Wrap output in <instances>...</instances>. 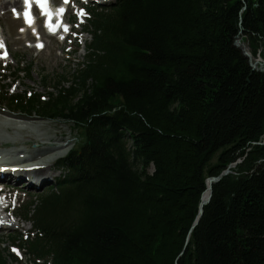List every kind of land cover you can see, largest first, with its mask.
<instances>
[{
  "label": "trees",
  "instance_id": "1",
  "mask_svg": "<svg viewBox=\"0 0 264 264\" xmlns=\"http://www.w3.org/2000/svg\"><path fill=\"white\" fill-rule=\"evenodd\" d=\"M87 15L70 79L0 91L8 112L83 137L49 190L18 203L20 248L36 264H264V70L234 45L264 60V0H110ZM242 156L192 228L206 179Z\"/></svg>",
  "mask_w": 264,
  "mask_h": 264
},
{
  "label": "rangeland",
  "instance_id": "2",
  "mask_svg": "<svg viewBox=\"0 0 264 264\" xmlns=\"http://www.w3.org/2000/svg\"><path fill=\"white\" fill-rule=\"evenodd\" d=\"M5 1L8 2L11 0ZM51 1L57 2V0ZM75 1L81 2L79 4L86 10L90 7L102 6L110 2V0ZM10 9L15 10L11 7ZM70 14V20H74L72 24L73 32H71L69 38L64 43L60 39L56 40L53 38H42V40L37 42L36 38L43 37L45 33L39 23L35 24L31 29L25 28L22 20L17 19V14L14 15L11 11L10 14H6L4 9H0V34L2 33L7 36L10 42L9 49L11 53H13V56L10 55L7 60L0 63L1 92L7 85H11L8 91L9 94L22 93L30 90L36 94H45L50 90L47 89L49 85L43 83V77L49 76L54 79L62 75L70 79V75L76 71L78 64L84 60V50L90 41V36L84 33L88 23V16L84 11L77 10L74 5H71ZM0 40L3 41V37H1ZM19 41L20 43H18ZM236 41L240 45V48H242V51L250 56L252 62L257 59L264 61L261 58V50L263 52V49L260 47L257 49L254 56H252L248 38L239 35ZM37 45H43V47H37ZM30 48H33V50H31L30 58H27L24 51ZM39 49L44 50L40 52ZM57 60V63H53ZM28 67H30L29 73L17 74L18 69H26ZM4 127H21L23 131H6ZM58 131H61L64 136L59 142V144L64 147L43 158L44 163L51 162L50 164L53 166L52 170L48 169L50 170L48 173L52 171L53 177L43 187L34 189L26 187V185L21 182L15 184L11 177H7L0 181V187L5 185L7 189L13 188L10 200L12 205L11 209L8 215L3 214L2 216H7L12 223H15L16 229H3L0 231V251L3 252L4 257L7 259V264H36L33 257L27 256L25 251L19 246L22 239L25 240V236H29L30 231L28 232V230L30 229V225L26 223L24 219V221L16 219L10 214L14 206L16 193L18 194L19 202H26L31 196L46 193L60 175L61 171L57 167V161L64 157L70 150L78 148L83 142V137L82 133L68 122L46 121L33 115L10 113L0 105V139L4 142V144L0 146L2 149L22 151V155L29 156L39 149L40 142L38 140L40 138H37L38 136H42L41 138L52 137L56 136ZM216 159L217 155L213 158L212 163H214ZM243 159L244 156L237 159L235 162L228 165L220 174L224 172H227L224 176L232 174L231 170L237 165H240ZM149 172H152V168L149 169ZM0 203L3 206L6 205V202H2V198H0ZM18 214L20 217L22 216L21 211H18ZM12 236L18 238L13 244V247H17L18 251L11 249L12 244H10V237ZM28 236L26 240H30V236ZM40 264L42 263L40 262Z\"/></svg>",
  "mask_w": 264,
  "mask_h": 264
},
{
  "label": "bare ground",
  "instance_id": "3",
  "mask_svg": "<svg viewBox=\"0 0 264 264\" xmlns=\"http://www.w3.org/2000/svg\"><path fill=\"white\" fill-rule=\"evenodd\" d=\"M31 2H33V0H31ZM10 7L14 8L15 10L20 9V0H11L8 2H6L5 0H0V9H4L6 14H10ZM0 37H3V42L6 46L8 55L13 56V53H11L9 49L10 42L7 36L1 33ZM43 37L47 38L45 34H43ZM18 43H20V41ZM31 50H33V48L25 49L24 52L27 58H30ZM42 50L44 49H40V52H42ZM4 54L6 55V53ZM8 58H9L8 56H4L0 58V60H7ZM57 62L58 60L53 63H57ZM4 128L6 131L9 130H18L19 132L23 131L21 127H12V128L4 127ZM41 137L42 136L37 137L40 138L38 140L40 142L39 149L29 156L22 155L23 154L22 151L5 150L0 148V181L6 179L7 177H11L13 178L12 181L15 184L21 182L22 184H25L26 187L28 188L36 189L43 187L49 180H51V178L53 177L52 171L51 173H48V171L52 170L53 166L52 164H50L51 162L44 163L43 158L46 155L53 153L57 150H60L64 147L61 144H59V142L63 139L64 136L61 131H58L56 136L47 137V138H41ZM3 144L4 142L0 139V146H2ZM205 184H206V189L202 195V202H205L209 195L207 181L205 182ZM12 192H13V188H9V189L4 188L3 191L0 192V197H4L6 200L8 199L11 200ZM11 206L6 207L1 205L0 203V219H2L1 216L3 214L8 215ZM10 214L13 215V217H15L16 219L19 218L20 220H23V218L19 216L16 210L12 209ZM3 218L5 219V221H8L10 225L8 227L5 225H0V231L6 228L10 230L16 229L15 223H12V221H10V219L7 216H3Z\"/></svg>",
  "mask_w": 264,
  "mask_h": 264
},
{
  "label": "water",
  "instance_id": "4",
  "mask_svg": "<svg viewBox=\"0 0 264 264\" xmlns=\"http://www.w3.org/2000/svg\"><path fill=\"white\" fill-rule=\"evenodd\" d=\"M237 39H238V37L236 38V40H237ZM236 40H235V42H234V45H235V47H237L239 50H241L242 55L247 59V62H248V64H249V67H250L252 70H264V61H260V60L257 59V60H255V61L252 62L250 56H249L247 53H244V52L242 51V48H240V45L238 44V42H237ZM225 174H227V172H226V173L224 172V173L220 174L218 177H211V178H208V179L206 180L207 183H208L209 195H208V197H207V199H206L205 202H202V196H201V201H200V204H199V210H198V216H197V218H196V220H195V222H194L192 228H193L194 226L197 225L198 220H199L200 216L202 215L203 207H204L206 204H208V202L210 201V198H211V189H212V185H213V183L218 182V181L222 178V176H224ZM204 192H205V191H204ZM204 192H203V193H204ZM202 195H203V194H202Z\"/></svg>",
  "mask_w": 264,
  "mask_h": 264
},
{
  "label": "snow or ice",
  "instance_id": "5",
  "mask_svg": "<svg viewBox=\"0 0 264 264\" xmlns=\"http://www.w3.org/2000/svg\"><path fill=\"white\" fill-rule=\"evenodd\" d=\"M67 2H68V0H65V3H67ZM36 3L40 6V8L44 12V14L48 15L47 7H46L47 0H36ZM24 4H25L26 9L30 8L31 0H24ZM59 11H60V14H63L64 9L61 8ZM13 12H14V15H16L15 10H13ZM81 14H83V13H81ZM24 18H25L26 23H29V25H31L30 11H25ZM50 30H53V29H51V27H50ZM65 31H67V28H65ZM0 47H3V45L0 44ZM37 47H43V45H37Z\"/></svg>",
  "mask_w": 264,
  "mask_h": 264
}]
</instances>
